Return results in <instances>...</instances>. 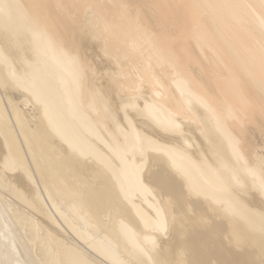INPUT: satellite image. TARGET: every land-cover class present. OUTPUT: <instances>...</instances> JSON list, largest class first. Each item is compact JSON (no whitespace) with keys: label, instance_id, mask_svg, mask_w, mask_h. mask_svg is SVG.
<instances>
[{"label":"bare ground","instance_id":"1","mask_svg":"<svg viewBox=\"0 0 264 264\" xmlns=\"http://www.w3.org/2000/svg\"><path fill=\"white\" fill-rule=\"evenodd\" d=\"M0 264H264V0H0Z\"/></svg>","mask_w":264,"mask_h":264}]
</instances>
